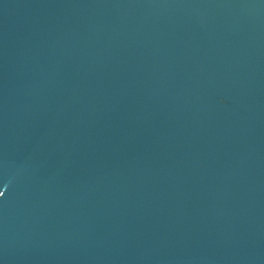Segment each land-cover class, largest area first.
<instances>
[{
	"label": "water",
	"instance_id": "95a60500",
	"mask_svg": "<svg viewBox=\"0 0 264 264\" xmlns=\"http://www.w3.org/2000/svg\"><path fill=\"white\" fill-rule=\"evenodd\" d=\"M0 264H264V0H0Z\"/></svg>",
	"mask_w": 264,
	"mask_h": 264
}]
</instances>
